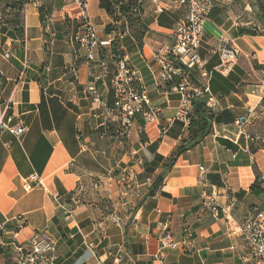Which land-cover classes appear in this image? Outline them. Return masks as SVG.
I'll use <instances>...</instances> for the list:
<instances>
[{
	"label": "crops",
	"instance_id": "1",
	"mask_svg": "<svg viewBox=\"0 0 264 264\" xmlns=\"http://www.w3.org/2000/svg\"><path fill=\"white\" fill-rule=\"evenodd\" d=\"M19 1L27 4L9 7ZM137 1V21L117 26V49L160 112L153 123L136 114L130 138L119 144L113 48L95 50L92 61L85 57L72 40L80 23L73 0H0V107L11 124L27 127L18 137L5 118L0 124V226L7 231L0 234V264H19L15 246L40 232L54 242L45 264H261L238 230L253 208L264 213V192L251 188L257 174L264 181V25L250 20L248 4L241 9L239 0H215L192 69L195 84L208 85L195 99L211 115L204 124L191 110L190 121L207 132L168 166L189 140L191 122L175 119L178 94L158 86L153 55L174 43L185 7L168 2L155 13L150 0ZM110 5L88 0L100 39ZM230 42L239 55L222 73L215 66ZM90 84L102 104L92 100ZM208 97L216 101L212 110ZM31 175L42 185L25 190ZM204 192L218 204L217 218L201 204ZM184 226L193 235L190 252L160 247L161 234L180 240Z\"/></svg>",
	"mask_w": 264,
	"mask_h": 264
},
{
	"label": "built area",
	"instance_id": "2",
	"mask_svg": "<svg viewBox=\"0 0 264 264\" xmlns=\"http://www.w3.org/2000/svg\"><path fill=\"white\" fill-rule=\"evenodd\" d=\"M135 1L137 0H126ZM80 13V23L72 35V40L79 48H83L86 53L85 57L92 61L95 59V50H101L112 47L117 40L122 37V33L118 29V24L126 20L125 16L119 12V5L114 4L112 7L113 15H110L111 22L108 33L105 38L100 39L96 27L93 26L90 16L86 13L88 0H73ZM153 11L161 13L165 7V3H171L177 7H185L184 13L177 19L174 26V43L168 48L155 52L154 62L158 65V86L165 93H177L179 103L175 111V119L187 124L190 121V113L192 110L193 98L208 91V85L199 87L195 84L192 69L200 63L198 48L202 42L204 33V23L209 18L215 0H150ZM27 3H23L25 6ZM10 7V5H9ZM135 11V10H133ZM47 19L44 26L48 28ZM239 49L230 42L220 48V62L215 68L227 73L230 66L238 57ZM115 64L114 75L111 83L114 87V114L119 120L118 142L122 144L127 141L131 134V126L136 114L143 116L145 123H153L159 118V108L153 106L149 101L145 92L141 79L137 71L132 67L126 57H114ZM99 64L105 68L106 61L100 60ZM208 80V78H207ZM89 92L94 102L102 104L101 94L92 84L88 86ZM215 99L208 97L206 106L209 110L215 106ZM6 107H0V124L6 122L5 128L16 136H22L27 129L22 123L11 124L10 117L5 118ZM5 118V120H4ZM236 123H240V119H236ZM165 131L163 127L161 129ZM203 172V168H199ZM202 179V176H201ZM34 183V184H33ZM42 185L41 179L34 175L25 178L23 188L30 189L33 185ZM57 204V196H55ZM201 204L210 214L217 218L219 214V206L214 197L207 192L203 193ZM66 217L71 213V208L65 211ZM7 233L3 226H0V234ZM238 233L250 249L251 254L264 264V213L258 208H253L247 219L240 225ZM15 235V230L12 231ZM182 237L180 240H173L171 236L165 232L160 236V247H177L180 246L185 252H190L193 235L188 226L182 228ZM54 250V242L45 233H36L32 236L28 245H16L15 251L18 255L19 264H45L50 252Z\"/></svg>",
	"mask_w": 264,
	"mask_h": 264
},
{
	"label": "trees",
	"instance_id": "3",
	"mask_svg": "<svg viewBox=\"0 0 264 264\" xmlns=\"http://www.w3.org/2000/svg\"><path fill=\"white\" fill-rule=\"evenodd\" d=\"M111 1V5L109 6L107 12L110 15H113L112 12V7L114 4H118L119 5V12H121V14L123 16H125L126 21L129 22H133V21H137L138 17H139V13H140V4L139 2L136 3L135 1H126V0H110ZM23 2L19 1V2H13L10 4V8L11 9H19L20 7H22ZM135 10V11H133ZM42 14V13H41ZM44 17L45 15L42 14L41 18H42V22L44 21ZM111 29L110 25L109 28L107 29V33L109 32V30ZM112 50H113V56L114 57H118V56H122L120 51L117 49V43L114 44L112 46ZM196 96L192 99L193 103H192V110L194 111V113L196 115H198L201 119H203L204 124H207L208 121V116H210L211 114H206V111L204 109V105H205V101L204 100H196L195 99ZM208 115V116H207ZM191 117V115H190ZM191 124L189 126V130H190V136H189V140L185 143V144H180L172 153L171 157L168 159L169 163L168 166H170L173 163V159L175 158V156L179 155L180 153H182L183 151H185L187 149L188 146L198 142V140L200 138H202V136L207 132V129L205 128H192L193 125V121H190ZM163 178L162 174L158 175V178L155 180V182L151 185L150 189L148 190L149 194H153L155 192V190L157 189L158 184L161 182ZM251 188L256 191V192H264V181L261 180L260 175L257 174V178L255 180V182L252 184Z\"/></svg>",
	"mask_w": 264,
	"mask_h": 264
},
{
	"label": "rangeland",
	"instance_id": "4",
	"mask_svg": "<svg viewBox=\"0 0 264 264\" xmlns=\"http://www.w3.org/2000/svg\"><path fill=\"white\" fill-rule=\"evenodd\" d=\"M241 1V9L243 6H247L251 8V17L250 20L253 18L257 22H261L264 25V0H239ZM243 2V3H242Z\"/></svg>",
	"mask_w": 264,
	"mask_h": 264
}]
</instances>
